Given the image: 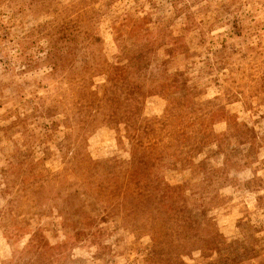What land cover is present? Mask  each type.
<instances>
[{
  "label": "rangeland",
  "instance_id": "374dc122",
  "mask_svg": "<svg viewBox=\"0 0 264 264\" xmlns=\"http://www.w3.org/2000/svg\"><path fill=\"white\" fill-rule=\"evenodd\" d=\"M0 264H264V0H0Z\"/></svg>",
  "mask_w": 264,
  "mask_h": 264
},
{
  "label": "trees",
  "instance_id": "16d2710c",
  "mask_svg": "<svg viewBox=\"0 0 264 264\" xmlns=\"http://www.w3.org/2000/svg\"><path fill=\"white\" fill-rule=\"evenodd\" d=\"M120 75H121V72L118 69H116L115 70V75H114V77H115L114 80H118L120 78Z\"/></svg>",
  "mask_w": 264,
  "mask_h": 264
}]
</instances>
